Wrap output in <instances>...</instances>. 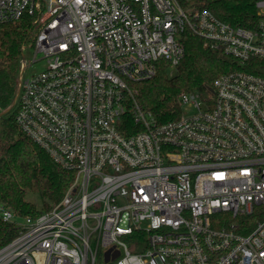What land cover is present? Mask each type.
I'll return each instance as SVG.
<instances>
[{
	"label": "built area",
	"instance_id": "1",
	"mask_svg": "<svg viewBox=\"0 0 264 264\" xmlns=\"http://www.w3.org/2000/svg\"><path fill=\"white\" fill-rule=\"evenodd\" d=\"M198 4L0 0V26L29 16L35 28L16 124L73 174L37 217L0 202L18 230L0 264H264V76L246 70L264 62V0L250 28ZM186 32L235 69L205 93L182 92L180 117L159 124L133 85L162 61L175 71Z\"/></svg>",
	"mask_w": 264,
	"mask_h": 264
},
{
	"label": "trees",
	"instance_id": "2",
	"mask_svg": "<svg viewBox=\"0 0 264 264\" xmlns=\"http://www.w3.org/2000/svg\"><path fill=\"white\" fill-rule=\"evenodd\" d=\"M198 8L212 12L235 27L250 28L257 23L256 0H198ZM33 18L0 26V202L18 217H37L64 198L73 174L57 165L49 154L18 127L12 112L22 47L34 40ZM185 56L171 75L169 63H159L158 74L149 81L135 83L136 102L150 112L159 124L177 120L182 112V92L205 93L223 75L233 71L234 63L221 50L205 49L200 38L183 34ZM247 71L264 76V62ZM38 194L39 209L28 199ZM17 227L0 220V249L17 235Z\"/></svg>",
	"mask_w": 264,
	"mask_h": 264
},
{
	"label": "rangeland",
	"instance_id": "3",
	"mask_svg": "<svg viewBox=\"0 0 264 264\" xmlns=\"http://www.w3.org/2000/svg\"><path fill=\"white\" fill-rule=\"evenodd\" d=\"M41 68H42L41 65H36L34 70H39L40 71ZM174 73H175V71H172L171 75H174ZM12 112H13V109H12ZM28 199L30 201H32L33 203H35L39 209L42 208V201H41V198H40V196L38 194H30L28 196Z\"/></svg>",
	"mask_w": 264,
	"mask_h": 264
},
{
	"label": "water",
	"instance_id": "4",
	"mask_svg": "<svg viewBox=\"0 0 264 264\" xmlns=\"http://www.w3.org/2000/svg\"><path fill=\"white\" fill-rule=\"evenodd\" d=\"M118 255H119V253L116 252V253H115V256H118ZM109 257H110V256H109V253H108V254H107V259H109Z\"/></svg>",
	"mask_w": 264,
	"mask_h": 264
}]
</instances>
